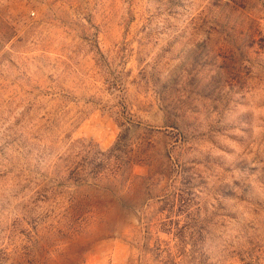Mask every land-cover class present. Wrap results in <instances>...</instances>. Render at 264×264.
<instances>
[{
    "label": "rangeland",
    "instance_id": "rangeland-1",
    "mask_svg": "<svg viewBox=\"0 0 264 264\" xmlns=\"http://www.w3.org/2000/svg\"><path fill=\"white\" fill-rule=\"evenodd\" d=\"M257 9L0 0V264H264Z\"/></svg>",
    "mask_w": 264,
    "mask_h": 264
},
{
    "label": "clouds",
    "instance_id": "clouds-1",
    "mask_svg": "<svg viewBox=\"0 0 264 264\" xmlns=\"http://www.w3.org/2000/svg\"><path fill=\"white\" fill-rule=\"evenodd\" d=\"M252 3L258 6V13L257 19L264 18V0H251ZM244 71L248 74V76L251 78L254 83H249L247 87V91L249 93V96H251L252 89L256 87L257 85L264 86V65H259L257 67H246L244 68ZM244 84L241 83L240 88H244ZM75 187V185H74ZM20 198L12 200V203L8 206L7 210H5L3 207H0V219L4 218V216L7 215H16V212L14 211L15 206L20 204L22 202V196L18 194ZM7 199H12L11 197H8ZM3 202V198H0V203Z\"/></svg>",
    "mask_w": 264,
    "mask_h": 264
}]
</instances>
